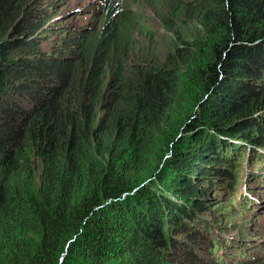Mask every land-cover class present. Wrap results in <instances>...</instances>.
<instances>
[{
	"label": "trees",
	"instance_id": "obj_1",
	"mask_svg": "<svg viewBox=\"0 0 264 264\" xmlns=\"http://www.w3.org/2000/svg\"><path fill=\"white\" fill-rule=\"evenodd\" d=\"M50 1L0 0V264H264L204 217L264 147V0H162L159 61L119 0L43 51Z\"/></svg>",
	"mask_w": 264,
	"mask_h": 264
},
{
	"label": "rangeland",
	"instance_id": "obj_2",
	"mask_svg": "<svg viewBox=\"0 0 264 264\" xmlns=\"http://www.w3.org/2000/svg\"><path fill=\"white\" fill-rule=\"evenodd\" d=\"M107 1L51 0L48 5L51 6L54 18L37 34L43 37L40 48L45 52L52 51L61 43L62 35L72 34L79 28H90V31L95 28L99 29L104 22V9H106ZM119 6L118 10H129L127 14L131 16V20L137 22L130 59L140 61L149 57V59L154 58L155 61H159L172 50L175 38L160 16V13L168 15V10L165 9L162 0H138L137 2L119 0ZM110 18L111 14L107 20ZM170 23L171 28L179 27L176 21ZM234 142L239 148L241 147V151L237 153L242 158L238 160L241 161L237 175L239 183L235 189V180L230 184L234 189L233 193H228L227 190H223L224 186H219L222 190L218 192V199L212 191L209 212L204 214V217L211 215L210 218L218 223L226 219L227 227L221 224L212 232L222 246L232 247L233 259L236 256L235 248L246 249L252 247L253 242H264V147L252 150L254 146L250 143L245 145L246 142L242 138ZM34 166L38 168V163H34ZM241 196H244V203L248 204L246 208H240ZM217 205H224V208L212 211L211 209ZM221 210H226L225 214H219ZM240 228L246 233L244 239L238 237ZM237 258H241V255Z\"/></svg>",
	"mask_w": 264,
	"mask_h": 264
}]
</instances>
